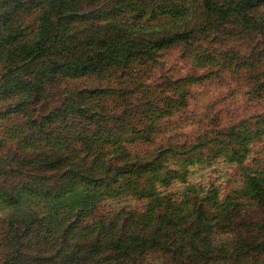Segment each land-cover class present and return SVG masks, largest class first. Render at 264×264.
Instances as JSON below:
<instances>
[{"label": "rangeland", "instance_id": "1", "mask_svg": "<svg viewBox=\"0 0 264 264\" xmlns=\"http://www.w3.org/2000/svg\"><path fill=\"white\" fill-rule=\"evenodd\" d=\"M237 1L0 0V264H264V1Z\"/></svg>", "mask_w": 264, "mask_h": 264}, {"label": "trees", "instance_id": "2", "mask_svg": "<svg viewBox=\"0 0 264 264\" xmlns=\"http://www.w3.org/2000/svg\"><path fill=\"white\" fill-rule=\"evenodd\" d=\"M264 0H240V1H237L235 3V6L237 7H241V8H245L246 6L250 5V6H254L255 4L257 3H260V2H263ZM216 9V8H215ZM166 39H162L160 41H156L157 45H160V44H163L165 42ZM71 69V68H70ZM92 69H95L92 68L91 65H88V64H82V65H79L77 67H73L72 71H70L71 73H74V74H82V73H85L87 72L88 70H92ZM78 200H74V202H77ZM48 226L50 227H53V226H56V223H58V217H57V214L54 213L52 214L49 218H48V222H47ZM59 263V262H58Z\"/></svg>", "mask_w": 264, "mask_h": 264}]
</instances>
